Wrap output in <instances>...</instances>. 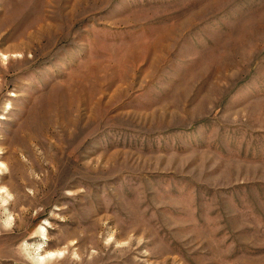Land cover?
Here are the masks:
<instances>
[{
  "label": "rangeland",
  "instance_id": "1",
  "mask_svg": "<svg viewBox=\"0 0 264 264\" xmlns=\"http://www.w3.org/2000/svg\"><path fill=\"white\" fill-rule=\"evenodd\" d=\"M0 264H264V0H0Z\"/></svg>",
  "mask_w": 264,
  "mask_h": 264
}]
</instances>
